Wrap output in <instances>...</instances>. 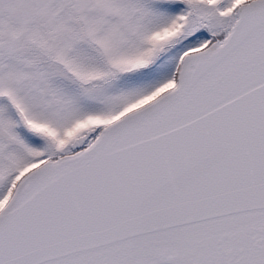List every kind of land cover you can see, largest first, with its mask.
Instances as JSON below:
<instances>
[{"label":"snow or ice","instance_id":"snow-or-ice-1","mask_svg":"<svg viewBox=\"0 0 264 264\" xmlns=\"http://www.w3.org/2000/svg\"><path fill=\"white\" fill-rule=\"evenodd\" d=\"M0 264H264V0H0Z\"/></svg>","mask_w":264,"mask_h":264}]
</instances>
